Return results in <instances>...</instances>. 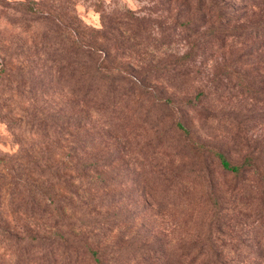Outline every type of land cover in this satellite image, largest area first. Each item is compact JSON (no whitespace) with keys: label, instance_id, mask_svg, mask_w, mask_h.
<instances>
[{"label":"rangeland","instance_id":"obj_1","mask_svg":"<svg viewBox=\"0 0 264 264\" xmlns=\"http://www.w3.org/2000/svg\"><path fill=\"white\" fill-rule=\"evenodd\" d=\"M85 40L106 67L128 71L115 80L108 70L96 97L129 90L128 108L112 121L137 133L114 126L104 138L102 121L111 119L93 115L98 155L121 135L131 150L99 171L114 175L99 192L84 185L81 167ZM144 85L191 105L165 116L137 93ZM176 117L230 164L244 163L241 171L223 170L167 130ZM170 171L176 186L164 191L160 172ZM95 176L98 183V167ZM209 179L218 211L204 199ZM107 193L114 202H98ZM106 214L117 222L108 240L121 239L126 264H156L202 242L213 214L222 222L213 238L220 259L264 264V0H0V264H69L68 217L76 234Z\"/></svg>","mask_w":264,"mask_h":264},{"label":"trees","instance_id":"obj_2","mask_svg":"<svg viewBox=\"0 0 264 264\" xmlns=\"http://www.w3.org/2000/svg\"><path fill=\"white\" fill-rule=\"evenodd\" d=\"M198 1L199 4L204 2V0ZM91 41L92 40H85L79 46V53L82 56L84 63V75L86 76V83L81 87V100L84 104L83 108L85 109L83 118L88 125V129L86 130L88 138L85 140L86 145H88V152L86 153V162L81 165V167L86 170V173H89V176L85 179L84 185L92 191L96 190L98 187L99 192L101 189H111L114 183V175L112 172L106 173V175H101L99 171L101 169L111 168L112 162L119 158V154L121 156L122 154H127L126 151L131 150L126 148V144L128 143L126 139L127 137L124 138L123 141V136L121 135L116 139L118 145H114L111 152L102 154L104 156L98 155V121L93 115L101 112L106 118L109 116L111 119L109 121L107 119L102 121V128L106 129V132L101 131L104 138H106V133L114 126L121 127L120 129H122L123 133H130L131 139H133L137 133L133 129L127 127L126 121L124 120L123 122L112 121V119H116L117 113L122 114L123 110L128 108L127 95L129 94V90L123 89V91L118 94L114 91L113 87H111V90L107 94H100V97H96V91L98 90L99 93L100 89L106 86L103 82V77L106 76V73H110L111 71L115 73V75L112 76L115 80H124L128 71L125 69H112L106 67V65H104L105 57L100 56L99 47H95ZM189 54V52H186L183 56L187 57ZM68 57H71L70 52ZM90 64L93 66V70L90 69ZM97 73L98 85L95 82ZM155 90L156 88L144 85L138 87L137 93L139 91V95H144V93L147 92L148 97L155 98L154 105L157 106V108L162 109V111L165 112V116L170 114L166 111L174 110L175 112H180V109H184L191 105L190 100L182 104H176L172 98L164 96L163 94H157L156 96L153 93ZM122 97L124 104H119V100ZM166 129L176 132V134L181 136V139L185 141L191 149L195 150L196 153L201 152L211 155L225 171H230L237 175L244 166V163L230 164L221 151L212 149L207 144L198 140L191 129L181 122L180 118L176 117L175 120H172ZM121 140L123 142L122 145ZM130 155L131 154H129L128 157ZM97 167L98 183L95 176ZM160 175L162 176L163 184H165L164 191L173 190L176 186L175 177L177 176V173L173 171L166 173L160 172ZM207 190L209 193L204 194V199L210 201L212 206H216L215 208H217V211L222 209L221 203L216 202L213 199L216 197L211 189V179H209ZM114 198V193H107L105 197L98 196V202H108L109 204H112ZM92 201L93 197L87 196V199L82 201L81 204L87 209L93 204ZM217 211H215V213ZM91 212L92 208L89 213ZM214 214L211 221L208 223L206 236L202 242L184 243L174 251H166V257L163 261H158L156 264H238L232 260L219 258V255L222 254L223 250H218L214 247L215 242L213 238L215 233L220 232L222 222L220 221V217H216ZM100 216H102L104 221H102V219L98 220V228L94 226L93 221L81 222L78 226L79 232L76 233L79 235H76L75 231L72 229V216L70 215L68 217L69 250L67 255L69 264H126L125 261L120 259V254L118 252L121 239L115 238L108 240L106 234V232L113 231L114 228H116L117 222L112 219V215L106 214ZM120 223L122 224L123 222ZM95 231H98V245L93 242V238L96 236L94 233ZM203 256L206 257L201 260ZM136 264L138 263L136 262Z\"/></svg>","mask_w":264,"mask_h":264}]
</instances>
